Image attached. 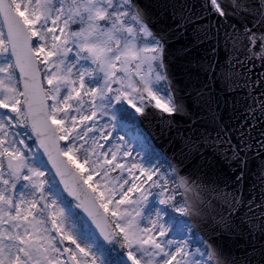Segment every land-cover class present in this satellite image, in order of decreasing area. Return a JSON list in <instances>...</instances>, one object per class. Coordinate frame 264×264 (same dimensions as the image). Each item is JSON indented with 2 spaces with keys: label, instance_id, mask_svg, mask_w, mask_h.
<instances>
[{
  "label": "snow or ice",
  "instance_id": "snow-or-ice-1",
  "mask_svg": "<svg viewBox=\"0 0 264 264\" xmlns=\"http://www.w3.org/2000/svg\"><path fill=\"white\" fill-rule=\"evenodd\" d=\"M0 264H264V0H0Z\"/></svg>",
  "mask_w": 264,
  "mask_h": 264
},
{
  "label": "water",
  "instance_id": "water-1",
  "mask_svg": "<svg viewBox=\"0 0 264 264\" xmlns=\"http://www.w3.org/2000/svg\"><path fill=\"white\" fill-rule=\"evenodd\" d=\"M235 118L232 121H226L227 123H229V126L231 127H235L236 124H239L241 120L245 119V115L242 112H236L234 114ZM153 142L154 145L157 146V148L160 150V147H166L167 146V141L165 137L162 136H156L153 137ZM221 166L222 162H221ZM226 167V166H224ZM254 182V179L252 177V175L248 174L246 175V179H245V183L243 185L245 190L251 191V189L248 187L249 184H252Z\"/></svg>",
  "mask_w": 264,
  "mask_h": 264
},
{
  "label": "rangeland",
  "instance_id": "rangeland-1",
  "mask_svg": "<svg viewBox=\"0 0 264 264\" xmlns=\"http://www.w3.org/2000/svg\"><path fill=\"white\" fill-rule=\"evenodd\" d=\"M144 162V161H143ZM145 163V162H144ZM146 164V163H145ZM147 165V164H146Z\"/></svg>",
  "mask_w": 264,
  "mask_h": 264
}]
</instances>
